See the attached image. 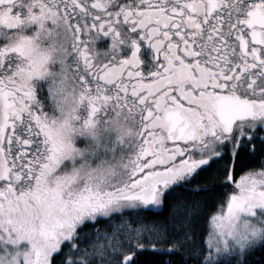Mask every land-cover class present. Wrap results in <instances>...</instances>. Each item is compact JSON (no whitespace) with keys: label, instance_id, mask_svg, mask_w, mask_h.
Returning a JSON list of instances; mask_svg holds the SVG:
<instances>
[{"label":"snow or ice","instance_id":"6c2138e0","mask_svg":"<svg viewBox=\"0 0 264 264\" xmlns=\"http://www.w3.org/2000/svg\"><path fill=\"white\" fill-rule=\"evenodd\" d=\"M257 252L264 0H0V264Z\"/></svg>","mask_w":264,"mask_h":264},{"label":"trees","instance_id":"16d2710c","mask_svg":"<svg viewBox=\"0 0 264 264\" xmlns=\"http://www.w3.org/2000/svg\"><path fill=\"white\" fill-rule=\"evenodd\" d=\"M149 258L150 257H148V256L141 257L142 260H147ZM253 264H264V255H262L259 252L255 253V259L253 261Z\"/></svg>","mask_w":264,"mask_h":264},{"label":"flooded vegetation","instance_id":"af4514ba","mask_svg":"<svg viewBox=\"0 0 264 264\" xmlns=\"http://www.w3.org/2000/svg\"><path fill=\"white\" fill-rule=\"evenodd\" d=\"M99 46H101V47L104 46L103 41L99 42Z\"/></svg>","mask_w":264,"mask_h":264}]
</instances>
